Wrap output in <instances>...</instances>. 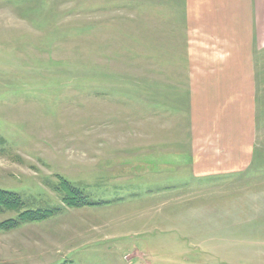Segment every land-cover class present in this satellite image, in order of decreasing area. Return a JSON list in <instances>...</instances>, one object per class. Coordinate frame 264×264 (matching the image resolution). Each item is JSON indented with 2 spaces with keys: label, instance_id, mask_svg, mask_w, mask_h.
<instances>
[{
  "label": "rangeland",
  "instance_id": "rangeland-1",
  "mask_svg": "<svg viewBox=\"0 0 264 264\" xmlns=\"http://www.w3.org/2000/svg\"><path fill=\"white\" fill-rule=\"evenodd\" d=\"M183 4L0 0V188L31 208L61 207L0 230V264H264V215L223 242L209 231L220 216L201 215L264 210V41L251 50L253 87L243 105L250 166L207 187L194 186L187 167L163 169L176 160L162 151L194 145L191 96L211 74L201 70L230 52L224 42L195 39ZM174 177L184 192L161 193ZM64 178L108 202L64 205ZM14 216L4 211L0 222Z\"/></svg>",
  "mask_w": 264,
  "mask_h": 264
},
{
  "label": "crops",
  "instance_id": "crops-1",
  "mask_svg": "<svg viewBox=\"0 0 264 264\" xmlns=\"http://www.w3.org/2000/svg\"><path fill=\"white\" fill-rule=\"evenodd\" d=\"M183 11L185 22L193 25L196 40H216L230 46L223 63L215 69L201 70L203 74H211L203 75L200 83L194 86L191 96L194 104L191 115L195 122L192 150L162 151L163 155L176 160H167L163 169L174 167L177 171L187 167L191 171L189 176L194 178V186L207 187L211 181L232 176L231 173L235 171H244L251 163V118L243 105L248 103L250 87H253L247 75L251 50L255 43L264 41V0H184ZM207 132L204 141L198 142L199 136ZM147 158L154 161L153 152L147 153ZM172 181L174 186L171 189L163 188L161 193L166 192L169 196L170 191L184 192L186 186L180 177L178 181L176 177ZM150 193L155 195L160 192ZM168 199L174 201L182 198ZM263 211L258 208L223 207L203 210L201 215L220 216L216 229L211 227L209 231L215 230L213 238L223 242L231 241L230 236L224 233L246 230L244 227L251 221L249 217H260L264 215ZM230 216L238 217L236 220L232 218L238 225L236 228L232 227V221L228 223ZM245 216L248 217L247 221L243 218ZM233 262H244V259Z\"/></svg>",
  "mask_w": 264,
  "mask_h": 264
},
{
  "label": "trees",
  "instance_id": "trees-1",
  "mask_svg": "<svg viewBox=\"0 0 264 264\" xmlns=\"http://www.w3.org/2000/svg\"><path fill=\"white\" fill-rule=\"evenodd\" d=\"M65 187L60 192L61 201L69 207L94 206L106 203L108 201H93L88 198L84 188L67 179H63ZM59 190V189H57ZM14 211L16 216L0 222V230H10L18 227L21 223L36 222L56 215L60 206H44L31 208L26 205V201L13 191L0 188V213L4 211Z\"/></svg>",
  "mask_w": 264,
  "mask_h": 264
}]
</instances>
